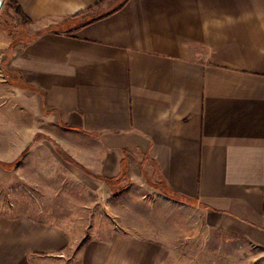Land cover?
I'll use <instances>...</instances> for the list:
<instances>
[{
    "label": "crops",
    "instance_id": "obj_1",
    "mask_svg": "<svg viewBox=\"0 0 264 264\" xmlns=\"http://www.w3.org/2000/svg\"><path fill=\"white\" fill-rule=\"evenodd\" d=\"M15 1L0 264L264 260V0Z\"/></svg>",
    "mask_w": 264,
    "mask_h": 264
},
{
    "label": "rangeland",
    "instance_id": "obj_2",
    "mask_svg": "<svg viewBox=\"0 0 264 264\" xmlns=\"http://www.w3.org/2000/svg\"><path fill=\"white\" fill-rule=\"evenodd\" d=\"M107 4L108 3H104L101 9H106ZM17 5L20 6L15 0H4L0 10V76H2L4 69L7 68L10 59L14 57L16 47L27 42L36 35V33L33 34V28H31V20L28 23H24L15 12L14 6ZM99 9L100 8H91L85 10L78 14L80 16L76 17L77 19H71L72 21L68 20L67 22H69V24H73L76 20H78L79 23L86 22L88 18L98 14ZM22 181V179L17 178V174H0V189L2 193L7 190L8 193H11V189L14 190L15 187L21 186ZM42 181L44 185L50 182L47 178H42ZM258 262L259 263L256 264H264V260H258Z\"/></svg>",
    "mask_w": 264,
    "mask_h": 264
},
{
    "label": "trees",
    "instance_id": "obj_3",
    "mask_svg": "<svg viewBox=\"0 0 264 264\" xmlns=\"http://www.w3.org/2000/svg\"><path fill=\"white\" fill-rule=\"evenodd\" d=\"M14 8H15V12L20 17L22 22L28 23L30 21V19L22 12L20 6L17 5V6H14Z\"/></svg>",
    "mask_w": 264,
    "mask_h": 264
},
{
    "label": "water",
    "instance_id": "obj_4",
    "mask_svg": "<svg viewBox=\"0 0 264 264\" xmlns=\"http://www.w3.org/2000/svg\"><path fill=\"white\" fill-rule=\"evenodd\" d=\"M3 2H4V0H0V10H1V7L3 5Z\"/></svg>",
    "mask_w": 264,
    "mask_h": 264
}]
</instances>
